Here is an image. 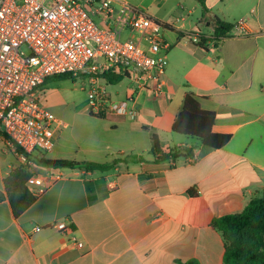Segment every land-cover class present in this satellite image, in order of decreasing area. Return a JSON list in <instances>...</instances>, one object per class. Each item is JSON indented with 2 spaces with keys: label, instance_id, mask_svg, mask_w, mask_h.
I'll return each instance as SVG.
<instances>
[{
  "label": "crops",
  "instance_id": "crops-1",
  "mask_svg": "<svg viewBox=\"0 0 264 264\" xmlns=\"http://www.w3.org/2000/svg\"><path fill=\"white\" fill-rule=\"evenodd\" d=\"M143 1L142 11L166 25L169 49L148 48L168 61L161 93L129 79L121 100L134 99L136 120L104 118L112 132L85 149L60 144V131L51 151L32 155L116 163L108 171L31 168L33 189L44 192L19 217L0 203V264H225L212 222L264 200V0ZM217 20L230 25L224 37L215 35ZM240 20L246 33L234 28ZM187 92L215 115L213 132L231 136L226 147L173 132ZM153 135L164 153L192 152L158 161ZM21 165L0 135V191ZM62 222L67 231L57 229Z\"/></svg>",
  "mask_w": 264,
  "mask_h": 264
},
{
  "label": "built area",
  "instance_id": "built-area-1",
  "mask_svg": "<svg viewBox=\"0 0 264 264\" xmlns=\"http://www.w3.org/2000/svg\"><path fill=\"white\" fill-rule=\"evenodd\" d=\"M165 26L126 0H0V135L22 165L33 168L30 156L51 151L67 127L43 104V88L53 78L86 79L90 114L136 120L134 99H114L105 76L160 94L168 61L148 48L169 49L160 37ZM234 28L247 32L244 20ZM124 32L140 39H124ZM36 184L32 176L27 186L34 195L43 193L33 189ZM56 227L68 230L65 222Z\"/></svg>",
  "mask_w": 264,
  "mask_h": 264
},
{
  "label": "trees",
  "instance_id": "trees-1",
  "mask_svg": "<svg viewBox=\"0 0 264 264\" xmlns=\"http://www.w3.org/2000/svg\"><path fill=\"white\" fill-rule=\"evenodd\" d=\"M216 37H224L230 30V25L215 22ZM69 79L70 76H62ZM108 83L117 85L122 77L105 76ZM49 83V82H47ZM102 119L107 117H100ZM215 115L202 110L199 98L187 92L183 98V106L173 126V132L195 138L202 146L210 149H222L231 140L230 135L215 134L213 126ZM152 151L158 161L176 159L192 151L180 148L171 153L160 149L157 136L151 138ZM35 167L85 169L87 171H108L113 164L91 162H75L71 160H51L38 156H30ZM27 166L21 165L4 180V191H0V203L7 200L15 217L21 216L36 201V196L29 190L27 183L32 177ZM212 227L222 232L226 242L225 264H264V200L256 199L240 214L215 219ZM177 264H199L196 260L178 262Z\"/></svg>",
  "mask_w": 264,
  "mask_h": 264
},
{
  "label": "rangeland",
  "instance_id": "rangeland-1",
  "mask_svg": "<svg viewBox=\"0 0 264 264\" xmlns=\"http://www.w3.org/2000/svg\"><path fill=\"white\" fill-rule=\"evenodd\" d=\"M131 6L146 10L147 4L143 0H126ZM117 10L120 6L117 5ZM96 23L100 20L94 17ZM123 38L139 40L140 36L135 32H124ZM56 77L43 88V104L59 120L67 124L62 129L60 144H72L77 150L90 148L92 144H97L101 139L108 138L110 125L104 119L89 113L88 92L89 84L86 79L73 78L62 79ZM128 78L117 85H106L109 93L114 99L124 98L125 90L132 86ZM49 156V155H48ZM82 158V157H81Z\"/></svg>",
  "mask_w": 264,
  "mask_h": 264
}]
</instances>
